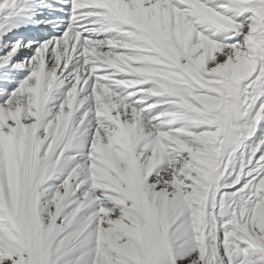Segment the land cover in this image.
Segmentation results:
<instances>
[{"label": "snow or ice", "instance_id": "6c2138e0", "mask_svg": "<svg viewBox=\"0 0 264 264\" xmlns=\"http://www.w3.org/2000/svg\"><path fill=\"white\" fill-rule=\"evenodd\" d=\"M0 264H264V0H0Z\"/></svg>", "mask_w": 264, "mask_h": 264}]
</instances>
